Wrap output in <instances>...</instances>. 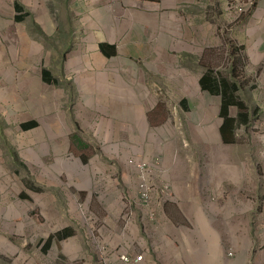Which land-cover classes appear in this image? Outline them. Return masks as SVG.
Listing matches in <instances>:
<instances>
[{"label": "rangeland", "instance_id": "obj_1", "mask_svg": "<svg viewBox=\"0 0 264 264\" xmlns=\"http://www.w3.org/2000/svg\"><path fill=\"white\" fill-rule=\"evenodd\" d=\"M14 1L0 0V264L112 263L108 237L192 212L225 226L223 213L248 217L249 262H264V52L236 67L244 106L229 116L249 117L229 141L222 96L200 83L230 77L240 39L261 42L239 27L264 26L251 16L259 1L178 0L150 44L114 20L98 27L85 0H17L22 22ZM100 42L120 52L105 58ZM70 229L78 237L48 249Z\"/></svg>", "mask_w": 264, "mask_h": 264}, {"label": "crops", "instance_id": "obj_2", "mask_svg": "<svg viewBox=\"0 0 264 264\" xmlns=\"http://www.w3.org/2000/svg\"><path fill=\"white\" fill-rule=\"evenodd\" d=\"M85 1L89 4V11L93 12V15L97 17L96 25H98V27L102 22L104 27H109L108 21L114 20V25L120 29L129 27L133 30L134 36L139 39L140 42L142 40H147L148 44L151 43L152 28L163 29L164 22L165 26L166 24L168 25L166 19L167 13L169 10L176 9L179 3L178 0ZM258 1L259 3L256 5L254 13L251 15L257 22L260 21L259 17L264 13V5H260L262 0ZM16 5L20 6L22 10L18 11ZM12 10L14 11V22H16L15 16L26 12L24 7L17 0L12 3ZM27 13V16H29L30 13ZM162 14L165 15L162 16ZM173 16L181 18L178 17L179 14ZM250 23L249 20L247 25L241 24L239 27H244L246 29L248 27L250 34H252V36H258V40H261V42L252 43L250 46L246 40L240 39L243 41L241 44L244 48L243 53L246 59L251 56L253 59L258 58L259 60H263L261 55L258 57L253 55L255 51L257 54H259L260 51L264 52V26L255 30ZM125 32L127 33V30ZM247 36L250 35L247 34ZM168 39V34L160 33L159 42L157 43L160 46H167ZM252 40L254 39L252 38ZM101 43L106 42H100L98 46ZM106 44L114 47L113 53L111 56L106 57L100 52L103 57L110 59L115 53L118 54L120 52L118 44ZM254 46L255 49H253ZM144 124L145 123L140 126L142 129H144ZM145 131L146 128L144 132ZM75 165L80 167L81 163L77 161ZM177 190L179 192L178 188ZM180 202L183 203V200L181 199ZM236 215L240 218H235L229 213L219 215V221L225 222L228 219L230 220L229 223L226 224V226H230V228H226L225 224L218 225L217 220L213 219L212 214L192 212L191 214L174 216L171 213H166L158 217V226H152L153 228L151 229H147L146 226H144V232L138 231L135 233L134 231V236L131 235V238L129 237L128 240L119 239V236L108 238L110 239L111 248H114V251L117 250L118 253H121V251H129L131 257L143 255V264H264L262 260L263 256L260 255L255 257V262L253 260L251 263L249 262V247L252 245L250 234L252 235L253 232L251 230L250 233L248 228V217L246 218L239 213H236ZM256 216H258V214H256ZM234 219L238 220L240 228H237V225L235 227L229 225ZM71 231L68 237L63 238L64 241H70L69 239L78 237V234L73 231V233H71ZM253 241L254 244H257L256 238H253ZM138 248L140 251L136 253ZM230 252H233L234 256H232Z\"/></svg>", "mask_w": 264, "mask_h": 264}, {"label": "trees", "instance_id": "obj_3", "mask_svg": "<svg viewBox=\"0 0 264 264\" xmlns=\"http://www.w3.org/2000/svg\"><path fill=\"white\" fill-rule=\"evenodd\" d=\"M16 9L18 11H21L22 8L18 5H16ZM28 15L27 12H24L21 15L15 16V21L16 22H22L25 17ZM113 46L106 44V43H101L99 45V50L100 52L106 56L109 57L113 53ZM237 51V56H234L235 60L237 63H239V66H234L233 71L231 70V73L229 74L230 77H225L219 74H215L214 71H208L204 76L201 78L200 83L202 85V88L204 90H207L213 94H219L222 96V106H221V117L224 119V123L221 126V132L225 140L229 141L233 135V130L236 124L239 122H246L248 121L247 114H241L239 118H234L229 116V108L232 105H238L243 107L244 104L241 103L238 100L237 93L239 92L241 88L240 84V74H237V68L240 69L241 66L244 65L246 62V56L243 53L241 49L235 48ZM237 67V68H236ZM45 80L49 81L48 74L45 73ZM31 126H33V123L31 124H24L23 128L24 129H29ZM70 235V231L66 230L63 233H58L57 235H52L48 239V249L51 246L52 241L55 238L58 239H63L66 238ZM46 247V248H47ZM46 250V249H45Z\"/></svg>", "mask_w": 264, "mask_h": 264}, {"label": "built area", "instance_id": "obj_4", "mask_svg": "<svg viewBox=\"0 0 264 264\" xmlns=\"http://www.w3.org/2000/svg\"><path fill=\"white\" fill-rule=\"evenodd\" d=\"M142 192L144 193V189L143 186L141 187ZM144 198L145 203H148V196H146L145 194L142 195ZM117 262H119L120 264H143L144 263V256L140 255L137 257H131L130 255H128L125 252L118 253L117 256H115L113 258V262H109L108 260V264H116Z\"/></svg>", "mask_w": 264, "mask_h": 264}, {"label": "bare ground", "instance_id": "obj_5", "mask_svg": "<svg viewBox=\"0 0 264 264\" xmlns=\"http://www.w3.org/2000/svg\"><path fill=\"white\" fill-rule=\"evenodd\" d=\"M215 132H216V130H215Z\"/></svg>", "mask_w": 264, "mask_h": 264}]
</instances>
